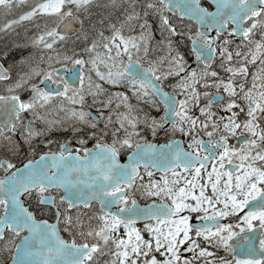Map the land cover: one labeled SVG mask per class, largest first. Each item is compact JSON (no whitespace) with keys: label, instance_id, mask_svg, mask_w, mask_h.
Masks as SVG:
<instances>
[{"label":"snow or ice","instance_id":"obj_1","mask_svg":"<svg viewBox=\"0 0 264 264\" xmlns=\"http://www.w3.org/2000/svg\"><path fill=\"white\" fill-rule=\"evenodd\" d=\"M0 14V264H264V0Z\"/></svg>","mask_w":264,"mask_h":264},{"label":"trees","instance_id":"obj_2","mask_svg":"<svg viewBox=\"0 0 264 264\" xmlns=\"http://www.w3.org/2000/svg\"><path fill=\"white\" fill-rule=\"evenodd\" d=\"M2 22H4V17H3L2 14H0V23H2ZM28 25H29L28 21L22 22L20 25L16 26V31L20 32L21 36L24 35L25 31L27 32L28 36H32L33 33L36 32V29H34V27H29ZM0 47H3V45L0 44ZM0 57L3 59V61L5 63H9V62L12 63L13 62V57L11 55L8 56V57H3V56H0ZM209 247H211V246H209ZM215 251H217L218 254L221 255V256L225 255V253L223 252L222 249L215 250Z\"/></svg>","mask_w":264,"mask_h":264},{"label":"flooded vegetation","instance_id":"obj_3","mask_svg":"<svg viewBox=\"0 0 264 264\" xmlns=\"http://www.w3.org/2000/svg\"><path fill=\"white\" fill-rule=\"evenodd\" d=\"M90 110L93 111V112H94V111H97L96 108H92V109H90ZM58 138H62V137H58ZM149 138H150V137H149ZM72 143L75 144V140H73ZM91 145H92V141L90 140V141L88 142V146L91 147Z\"/></svg>","mask_w":264,"mask_h":264},{"label":"rangeland","instance_id":"obj_4","mask_svg":"<svg viewBox=\"0 0 264 264\" xmlns=\"http://www.w3.org/2000/svg\"><path fill=\"white\" fill-rule=\"evenodd\" d=\"M43 25V24H42ZM156 38H158V35L156 34ZM65 48H70V45L68 46V47H65ZM39 51H41V49H39V50H35V52L38 54L39 53ZM163 54V53H162ZM185 255H187V253H185Z\"/></svg>","mask_w":264,"mask_h":264},{"label":"water","instance_id":"obj_5","mask_svg":"<svg viewBox=\"0 0 264 264\" xmlns=\"http://www.w3.org/2000/svg\"><path fill=\"white\" fill-rule=\"evenodd\" d=\"M208 1V0H207ZM1 62V61H0Z\"/></svg>","mask_w":264,"mask_h":264}]
</instances>
